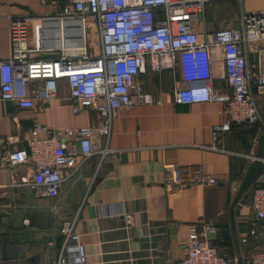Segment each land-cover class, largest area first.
I'll use <instances>...</instances> for the list:
<instances>
[{"label": "crops", "instance_id": "crops-1", "mask_svg": "<svg viewBox=\"0 0 264 264\" xmlns=\"http://www.w3.org/2000/svg\"><path fill=\"white\" fill-rule=\"evenodd\" d=\"M242 6L248 12H264V0H243ZM50 10L38 0H0V60L12 54V18L34 17L28 21V44L32 46L35 17ZM239 12L234 0L211 2L195 29L201 39L206 32L236 29ZM256 48L251 45L248 54V63L254 67L261 65ZM55 55L42 54L45 58ZM212 74L217 98L192 104L174 102V89L183 86L179 64L174 69H149L139 75L145 89L160 97L162 104L118 110L109 137L100 132L103 118L97 110L73 112L74 101L65 79L57 81L54 97H35L31 109L13 102L10 108L8 101L0 100V264L55 260L64 244L62 228L72 223L80 234L88 264H179L184 256L181 245L192 229L205 235V243L229 256L240 257L264 248V225L255 222L250 200L235 213L236 241L229 227L224 240L220 229L213 226L216 222L229 223V209L252 161L259 133L254 125L232 127L219 134L218 150L207 148L212 142V127L222 122L225 104L232 97L218 49H213ZM45 85L41 80L29 84L31 89ZM262 92L256 91V101L264 115ZM35 122L89 127L95 149L109 147L122 152L104 159L100 155L90 157L75 173L68 171L57 197H37L29 185L33 163L11 167L6 161L8 151L29 147V129ZM197 164L204 165L205 173L216 179L215 184L172 188L168 166ZM254 184L264 185V169ZM253 223L256 235L247 247L240 246L238 237ZM205 224H211L214 231L204 234Z\"/></svg>", "mask_w": 264, "mask_h": 264}, {"label": "built area", "instance_id": "built-area-1", "mask_svg": "<svg viewBox=\"0 0 264 264\" xmlns=\"http://www.w3.org/2000/svg\"><path fill=\"white\" fill-rule=\"evenodd\" d=\"M38 1L51 10L35 17L32 46L28 44V21L34 17H13L10 22L12 54L7 60H0V100L31 109L35 97H54L57 81L65 79L74 101L73 112L78 114L83 108L97 110L103 118L100 132L109 137L118 110L162 104V99L146 90L138 79L149 69L160 72L179 64L183 86L173 91L176 104L216 99L212 54L213 49H218L232 97L227 99L222 122L212 127V142L207 148L218 150L219 134L232 127L255 125L259 135L264 134V115L256 101V91L264 92V12H248L242 6L243 0H234L240 6L238 28L206 32L201 39L193 21L202 18L207 4L224 0ZM89 28L97 34L96 53L89 48ZM253 44L261 55V65L256 67L248 63ZM43 53L56 55L45 58ZM33 80L44 81L46 85L43 89H31L29 84ZM29 134V152L27 149L8 151L6 161L11 167L33 163L34 174L29 185L37 197H57L68 171L75 173L80 163L90 157L100 155L104 159L122 152L109 147L95 149L92 129L86 126L57 127L35 122ZM168 168L175 189L216 183L213 176L205 173L202 164ZM252 186L250 207L255 222L264 225V185ZM212 231L211 224L204 225V234ZM62 233L64 244L58 257L36 264H88L75 224L64 226ZM256 233L253 223L238 237V244L247 247ZM205 240V235L192 229L181 245L184 256L179 264H239V258L241 264H264V248L240 257L229 256Z\"/></svg>", "mask_w": 264, "mask_h": 264}, {"label": "water", "instance_id": "water-1", "mask_svg": "<svg viewBox=\"0 0 264 264\" xmlns=\"http://www.w3.org/2000/svg\"><path fill=\"white\" fill-rule=\"evenodd\" d=\"M8 107L12 108L13 103L11 101L7 102ZM29 152V147L27 148ZM264 134H260L257 139L256 148L254 151V159L247 165V168L243 174L240 181L237 193L231 203L229 209V223L227 222H216L214 227L220 229L221 238L227 239L228 227L230 228L234 240L236 241V230H235V213L238 212L239 207L244 205L249 196V188L257 181L261 176L264 163ZM238 263L241 264V259H238Z\"/></svg>", "mask_w": 264, "mask_h": 264}, {"label": "rangeland", "instance_id": "rangeland-1", "mask_svg": "<svg viewBox=\"0 0 264 264\" xmlns=\"http://www.w3.org/2000/svg\"><path fill=\"white\" fill-rule=\"evenodd\" d=\"M195 23L196 22L193 21L194 26H195ZM88 43H89V48L91 49V52H93V53L98 52V50H97L98 49L97 48V34H96L95 29H93V28H89V30H88ZM262 93H264V92H262ZM248 200H249V197H248Z\"/></svg>", "mask_w": 264, "mask_h": 264}, {"label": "trees", "instance_id": "trees-1", "mask_svg": "<svg viewBox=\"0 0 264 264\" xmlns=\"http://www.w3.org/2000/svg\"><path fill=\"white\" fill-rule=\"evenodd\" d=\"M253 126V125H252ZM253 127H256L255 125L253 126ZM257 128V127H256ZM255 129V128H254ZM253 129V130H254ZM252 189H253V186H251L250 188H249V200H250V197H251V192H252ZM248 200V199H247Z\"/></svg>", "mask_w": 264, "mask_h": 264}]
</instances>
